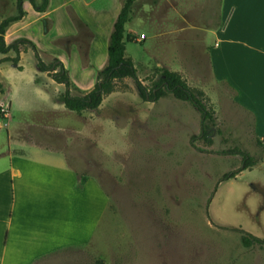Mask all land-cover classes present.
I'll use <instances>...</instances> for the list:
<instances>
[{
    "label": "rangeland",
    "instance_id": "rangeland-1",
    "mask_svg": "<svg viewBox=\"0 0 264 264\" xmlns=\"http://www.w3.org/2000/svg\"><path fill=\"white\" fill-rule=\"evenodd\" d=\"M219 1L137 0L132 6L124 26L125 57L139 83L150 93L162 71L179 75L203 93L215 124L205 142L199 138L200 117L188 103L169 94L145 102L130 79L115 81L95 113L98 142L69 144L78 176L100 183L106 207L92 243L54 254L51 264H264V246L241 243L242 232L264 239V143L254 139L252 118L238 109L225 84L212 80L208 66L211 39L205 31L216 24ZM15 3L0 0V22L15 15ZM122 5L123 0H49L47 14H38L24 0V17L4 39L11 44L29 38L45 64L61 61L71 95L81 96L106 66ZM21 67L19 72L0 64V104L9 112V120L0 122L4 153L6 132L20 133L28 120L39 123L37 116L52 108L49 98L64 92L38 71L30 49ZM60 108L72 130L76 114ZM236 150L256 166L221 181L241 167L240 155L230 153Z\"/></svg>",
    "mask_w": 264,
    "mask_h": 264
},
{
    "label": "crops",
    "instance_id": "crops-1",
    "mask_svg": "<svg viewBox=\"0 0 264 264\" xmlns=\"http://www.w3.org/2000/svg\"><path fill=\"white\" fill-rule=\"evenodd\" d=\"M216 20L205 31L211 78L234 93L238 109L252 118L254 139L264 143V0H220ZM26 52L20 53L21 70ZM58 95L49 98L52 108L37 116L39 123L28 120L20 133L6 132L7 153L0 152V264H51L56 253L89 246L106 207L100 183L78 176L69 150L81 140L98 142L100 107L76 114L70 130Z\"/></svg>",
    "mask_w": 264,
    "mask_h": 264
},
{
    "label": "trees",
    "instance_id": "trees-1",
    "mask_svg": "<svg viewBox=\"0 0 264 264\" xmlns=\"http://www.w3.org/2000/svg\"><path fill=\"white\" fill-rule=\"evenodd\" d=\"M23 1L16 0L15 15L8 17L0 22V55L3 58L0 64L9 63L17 71L21 72L18 66L20 62V53L27 47L33 53L36 61V67L40 73H44L51 77L52 81L57 85L64 87V92L58 96L57 101L64 108L75 114H80L84 111H96L102 104L103 98L113 92V83L118 80L130 79L138 93L140 99L145 102H157L165 95H171L175 100L188 103L194 108L200 117L199 122V138L205 142H209L211 134L210 126H214L215 121L212 112L207 109L203 102V93L189 88L179 75L162 71L159 82L155 85L156 90L147 93L146 89L139 83L136 77V70L130 59L125 57L124 41V26L130 22L132 6L137 0H123V5L113 24V29L109 39L107 48V63L106 66L98 74V82L87 93L82 96H73L70 92V82L67 72L63 64L54 59L50 64H45L41 58L36 46L25 39L17 40L11 44H6L5 33L10 25L18 23L24 17ZM30 7L38 14H44L49 6V0H40L37 5L35 0H27ZM13 54V57H8V54ZM2 94L0 85V95ZM7 119V112L0 105V122ZM210 125V126H209ZM237 153L241 157V167L224 175L221 181L234 179L237 174L242 171L251 169L256 166V161L242 151H231ZM241 243L244 247L264 246V239H258L247 233H241Z\"/></svg>",
    "mask_w": 264,
    "mask_h": 264
},
{
    "label": "built area",
    "instance_id": "built-area-1",
    "mask_svg": "<svg viewBox=\"0 0 264 264\" xmlns=\"http://www.w3.org/2000/svg\"><path fill=\"white\" fill-rule=\"evenodd\" d=\"M140 39L143 40V39H144V36H141ZM5 111H6L7 114H8V111H7V110H5Z\"/></svg>",
    "mask_w": 264,
    "mask_h": 264
}]
</instances>
